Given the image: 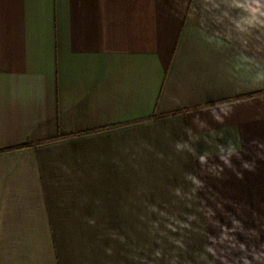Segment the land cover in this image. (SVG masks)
<instances>
[{"label": "crops", "instance_id": "obj_1", "mask_svg": "<svg viewBox=\"0 0 264 264\" xmlns=\"http://www.w3.org/2000/svg\"><path fill=\"white\" fill-rule=\"evenodd\" d=\"M0 264H264V0H0Z\"/></svg>", "mask_w": 264, "mask_h": 264}, {"label": "clouds", "instance_id": "obj_2", "mask_svg": "<svg viewBox=\"0 0 264 264\" xmlns=\"http://www.w3.org/2000/svg\"><path fill=\"white\" fill-rule=\"evenodd\" d=\"M200 159H201V161H203V160H204V157H203V156H201V157H200ZM245 166H247V165H245Z\"/></svg>", "mask_w": 264, "mask_h": 264}, {"label": "trees", "instance_id": "obj_3", "mask_svg": "<svg viewBox=\"0 0 264 264\" xmlns=\"http://www.w3.org/2000/svg\"><path fill=\"white\" fill-rule=\"evenodd\" d=\"M28 146H30V145H23V146H21V148H22V147H23V148H24V147H28Z\"/></svg>", "mask_w": 264, "mask_h": 264}]
</instances>
